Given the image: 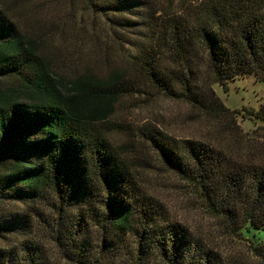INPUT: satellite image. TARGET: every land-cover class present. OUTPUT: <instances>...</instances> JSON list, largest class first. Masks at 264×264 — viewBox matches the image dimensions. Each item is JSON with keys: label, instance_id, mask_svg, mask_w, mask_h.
Wrapping results in <instances>:
<instances>
[{"label": "trees", "instance_id": "1", "mask_svg": "<svg viewBox=\"0 0 264 264\" xmlns=\"http://www.w3.org/2000/svg\"><path fill=\"white\" fill-rule=\"evenodd\" d=\"M112 2L109 9L134 19L140 8L147 11V0ZM194 19L178 14L157 24L153 53L170 54L177 67L162 70L156 56L143 57L160 90L203 105L196 69L204 53L218 82L264 77V0H205ZM116 78L63 84L0 9V264H51L39 225L73 264H114L120 257L128 264H227L204 238L165 219L106 139L98 123L118 95L111 87ZM252 114L264 121V105ZM143 135L169 169L196 186L230 234L244 239L264 230V166L153 127ZM248 248L254 264H264V241L252 239Z\"/></svg>", "mask_w": 264, "mask_h": 264}, {"label": "rangeland", "instance_id": "2", "mask_svg": "<svg viewBox=\"0 0 264 264\" xmlns=\"http://www.w3.org/2000/svg\"><path fill=\"white\" fill-rule=\"evenodd\" d=\"M112 1L0 0V9L33 41L63 84L81 78L103 83L117 77L111 87L118 95L98 125L140 187L161 204L166 220L186 225L218 249L227 264L256 263L248 244L252 239L264 241V230L245 234L244 239L230 234L223 219L206 207L196 186L165 165L143 128L159 129L178 141H202L233 161L264 166V121L252 114L264 105V77L249 73L218 82L204 53L196 69L206 93L203 105L171 97L151 81L141 60L156 56L162 70L177 68L167 52L153 53L157 24L178 14L192 21L205 0H147V11L140 8L137 20L129 11L109 9ZM153 17L158 18L156 24ZM142 18L147 20L138 21ZM144 46L147 52L141 54ZM37 232L51 264H73L45 225H39ZM127 260L120 257L113 263L128 264Z\"/></svg>", "mask_w": 264, "mask_h": 264}]
</instances>
